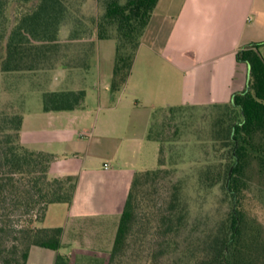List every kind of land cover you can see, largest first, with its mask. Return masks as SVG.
Returning <instances> with one entry per match:
<instances>
[{
	"label": "trees",
	"instance_id": "16d2710c",
	"mask_svg": "<svg viewBox=\"0 0 264 264\" xmlns=\"http://www.w3.org/2000/svg\"><path fill=\"white\" fill-rule=\"evenodd\" d=\"M88 1L0 0V75L87 72L95 34L114 42L118 94L158 0H93L102 13L87 18ZM237 61L249 67L247 86L228 104L153 112L146 140L158 144L157 167L134 175L106 264H264V217L248 207L252 184L264 188V42ZM85 98L44 91L43 111L82 110ZM9 108L0 111V264H26L32 247L58 251L62 231L15 228L13 216L40 208L41 224L50 206L71 203L76 177L51 176L54 156L20 142L22 115Z\"/></svg>",
	"mask_w": 264,
	"mask_h": 264
},
{
	"label": "crops",
	"instance_id": "0c3cea01",
	"mask_svg": "<svg viewBox=\"0 0 264 264\" xmlns=\"http://www.w3.org/2000/svg\"><path fill=\"white\" fill-rule=\"evenodd\" d=\"M262 42L264 0H158L114 103L109 85L84 89L96 67L0 75L7 95L22 102L20 142L54 156L51 176L76 177L71 203L50 206L40 224L61 229L60 249L32 247L26 264H56L58 253L62 264H106L132 179L150 170L143 159L153 112L228 104L248 81L237 53ZM26 79L41 94L85 90L84 108L27 113L18 89Z\"/></svg>",
	"mask_w": 264,
	"mask_h": 264
},
{
	"label": "rangeland",
	"instance_id": "374dc122",
	"mask_svg": "<svg viewBox=\"0 0 264 264\" xmlns=\"http://www.w3.org/2000/svg\"><path fill=\"white\" fill-rule=\"evenodd\" d=\"M84 15L88 18L92 15L99 16L102 13L101 6L96 3V1L89 0L84 9ZM67 29L63 33L65 37ZM92 40L98 42L97 48L95 47L92 55L89 56V70L90 67H96V70H90L88 73L87 84L84 87L86 91H91L94 89V85H97L99 88L103 85H109L111 82V76L114 66V42L112 40L97 41L96 35L93 34ZM85 49L82 46H72L69 51H78ZM100 70V72L95 75L94 72ZM29 83V84H28ZM19 91L25 93V110L27 113L33 114L37 110H43L42 107V94L39 92V88L33 86V83L25 81L24 86L18 88ZM8 89H6L4 84H0V111L10 112L9 106H12V110L19 112L22 111V102L9 97L7 95ZM9 93V92H8ZM117 97L112 95V103L115 102ZM92 106L94 107L93 114L96 111L97 101H93ZM91 106V107H92ZM201 113V112H200ZM156 148V152L155 149ZM157 149L158 144L152 142L147 143L145 147L146 156H144L143 162L145 161L149 165L146 166L147 169H155L157 167ZM182 172L188 171V165H181L178 167ZM248 207L255 211L259 216L264 217V188L258 187V183L255 181L252 184L251 193L248 198ZM41 209L36 208L34 210L27 211L25 213L16 214L12 218V222L15 225V228L19 227H29L36 228L40 227V223L37 220L41 216Z\"/></svg>",
	"mask_w": 264,
	"mask_h": 264
},
{
	"label": "built area",
	"instance_id": "2783aa9c",
	"mask_svg": "<svg viewBox=\"0 0 264 264\" xmlns=\"http://www.w3.org/2000/svg\"><path fill=\"white\" fill-rule=\"evenodd\" d=\"M104 168L107 169L108 168V164L104 165Z\"/></svg>",
	"mask_w": 264,
	"mask_h": 264
},
{
	"label": "water",
	"instance_id": "95a60500",
	"mask_svg": "<svg viewBox=\"0 0 264 264\" xmlns=\"http://www.w3.org/2000/svg\"><path fill=\"white\" fill-rule=\"evenodd\" d=\"M248 73H249V67H248Z\"/></svg>",
	"mask_w": 264,
	"mask_h": 264
}]
</instances>
